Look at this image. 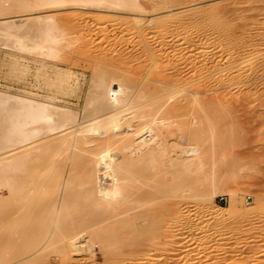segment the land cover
I'll return each instance as SVG.
<instances>
[{"label":"bare ground","instance_id":"obj_1","mask_svg":"<svg viewBox=\"0 0 264 264\" xmlns=\"http://www.w3.org/2000/svg\"><path fill=\"white\" fill-rule=\"evenodd\" d=\"M178 2L0 0V41L20 54L11 72L20 73L25 82L32 76V88L39 86L45 93L40 96L38 89L22 93L0 89V187L16 198L26 188L22 185L30 181L28 178L43 169L49 175L41 186L56 190L51 206L42 210L50 214H46L48 220L43 218L47 224L42 240L36 245L33 242L32 256L39 257L58 245L55 241L72 202L69 188L77 178L82 184L99 181L100 198L110 190L116 192V204L124 208L119 216L127 219L146 216L140 204L163 198L169 206L162 215L176 221L177 248L182 254L185 250L175 264H192L193 252L200 260L214 261L217 250L234 245L233 237L245 233L242 224L250 225L264 217V192L258 193L250 206L242 202L234 187L232 205L240 203L243 214L258 212L260 217L251 215L238 222L231 215L227 231L233 236L228 235L221 230L224 226L220 224L222 218L218 220L220 210L214 199L216 192L229 184L235 186L245 173L239 169L241 165L235 177L231 166L232 175L223 174L230 168L222 159L228 153L225 139L232 132L220 130L219 125L233 120L225 111L232 107L224 99L232 96L233 88H247L251 82L248 88L256 87L264 67L254 65V51L240 55L228 46L229 41L224 42L226 34L220 24L223 10L215 9L214 15L203 9L174 12ZM57 9H94L131 17L105 18L112 22V31L122 35L114 44H124L113 48L114 55L113 50L111 54L100 50L86 59L92 72L84 85L75 70H61L65 64L60 59L65 48L79 41L91 42L84 36L66 45L64 34L70 27L86 24L89 18L80 11L62 18L53 14ZM196 14L211 25L193 33ZM90 19L100 21V16ZM97 27L100 32V24ZM102 32L105 37L109 35ZM105 39L98 48L105 45ZM122 54L126 64L119 60ZM223 57L225 69L220 65ZM210 92L219 95L200 100ZM239 172L242 175L236 178ZM4 201L0 197V205ZM107 202L111 205L114 199ZM104 212H100V220L110 215ZM191 215L197 216L196 222L190 220ZM263 228H259L261 233ZM14 242L8 243L14 247ZM110 252H114L113 244ZM261 259L259 264H264L262 254Z\"/></svg>","mask_w":264,"mask_h":264},{"label":"rangeland","instance_id":"obj_2","mask_svg":"<svg viewBox=\"0 0 264 264\" xmlns=\"http://www.w3.org/2000/svg\"><path fill=\"white\" fill-rule=\"evenodd\" d=\"M173 9L174 12L185 11L184 9L197 12L196 10L203 9L209 15H214L215 13H212L216 12L217 9L223 10L220 24L222 31L226 34V41L224 40V42L229 41V44L227 43L228 46L234 50L236 49L240 55H249L254 51L252 53L254 55V65L258 67L262 64V67H264V0H180ZM79 11L89 19L86 24H77V26L65 30V40H67L65 44L67 45L74 38L83 39L84 36H88L91 42L83 43L79 41L73 46L65 48L60 61L65 64L61 70H75L76 75L81 79H79L80 82L84 85L92 72L86 59L92 55H97L100 50L108 51L107 54H111L113 48H121L124 44L121 42L122 45H115V42L120 40L122 35L119 32L114 33L111 29L114 28L111 26L112 22L105 20V18L117 16L121 19H129L131 17L125 13L111 14L103 10L94 9L83 11L57 9L53 14L63 18ZM43 13L45 14L46 12ZM169 14H172V12ZM94 15L100 16V21L98 19H90V17H96ZM195 16L197 17L196 23L191 26L193 33L200 31L202 26L208 28L211 25L200 19L199 14ZM99 24L100 32H98L97 27ZM103 30L108 32L109 35L107 34L108 36L105 37ZM127 36H125V40ZM103 38H106V43L103 47L98 48L97 45L100 42L102 43ZM3 43L0 41V89L8 90L12 93L31 92L32 89L36 91L38 89V92L41 91L39 92L40 96L45 95L43 88H39V86L37 89L32 88L33 84H35L32 76L25 82L20 73L11 72L12 63L20 59V54L15 48L6 47ZM115 50H113V55ZM122 57L123 54L119 60L126 64L128 60H126V57ZM220 62L221 68L225 69L227 65L226 58L222 59V61L220 60ZM31 66L34 67V63ZM263 73L264 71L261 72L262 75L260 77L264 75ZM260 77L256 79L259 80L256 81V87L253 86V89L248 88L253 82L247 88L246 86L233 88L235 92L233 90L232 96L230 97L231 94H229L227 95L229 98L224 99L227 102L226 105L229 103V107L230 105L232 107L229 110L225 108V111L232 114L233 120H224L220 122L219 127L220 130L224 129L233 134L229 133V136L227 135L225 139L228 140L225 145L228 153L226 152L227 154L224 155L226 157L222 161L225 160L223 164H227V168L231 166L235 169L233 170L230 167L223 174L232 175L233 170L235 177V173L241 169H243L242 173L245 172L243 176L246 173L248 174L240 179L238 177L242 174L239 172L240 174L236 176L239 179L237 186L229 184L220 192L218 191V194L217 192L214 194L216 195L214 199L220 210L218 220L220 221L221 218L222 221L223 219L225 220V222L220 221L221 227L222 225L224 227L221 228L220 225L218 227L224 232L227 231V225L231 219L241 222L251 215L260 217L258 212L252 214L251 211H248L243 214L240 203L234 206L231 201V192L234 187H237L240 198H243V201H241L246 205L250 204V206H252L251 204H253L256 195L264 192V76ZM243 88L246 89L244 90ZM218 95L219 93L210 92L201 95L200 100H207ZM247 96L252 97V100L250 97V100H247ZM230 100L234 105L231 104ZM74 105H76V102ZM231 135L233 136L231 137ZM207 140L210 143L211 136ZM209 143H207L208 146H210ZM208 150L211 151L210 147ZM238 160L240 161L238 162ZM234 165L236 166L234 167ZM241 165L242 167L239 168ZM236 169L237 171H235ZM48 175L45 174L43 169L38 171V173L34 172L28 178V181L29 179L30 181L26 185H22V187L26 186V188L22 189L16 198L11 197L6 188L0 187V197L5 200L0 205V210H4V213L0 211V234L4 238V241H0V264H175L176 259L178 261V258L181 257V249L177 248L179 240L177 223L172 217L168 218L162 215L163 210L165 212L167 206H169L167 203L166 205L164 204L163 198L140 204L139 207L147 213L146 216L127 219L119 216V213L124 208L119 207L120 204H116V192H111L110 190L108 194L100 198L99 181L93 180L92 184L90 182L82 184L78 178L77 182L75 181V184L73 183L72 187L69 188L72 202L68 207V216L64 219L61 232L55 241V246L56 244L58 245L53 250L42 253L43 255L39 257L32 256L33 246L37 244V241L42 240L43 227L44 224H47L45 221L48 220V215L46 214H50L49 211L42 212V210L51 206L49 205L50 199L53 201V197L56 194V190L53 187L41 186V182L45 181ZM47 179H50V176ZM261 194L264 195V193ZM111 199H114L113 204H106ZM132 207H134V204H132ZM47 208L44 210H47ZM103 211L110 215H108V218L100 220V212ZM233 214L236 217L230 219ZM85 215L91 218L99 216V218L87 219ZM44 217H46L45 221ZM191 217L193 219L191 218L190 220L196 222L197 216L191 215ZM263 224L264 217L260 218V221L251 222L250 225L249 223L247 225L246 222L242 224L246 234L241 232L239 235L234 236L232 240L233 242L236 241L237 244L233 243L234 245H232V241H229L233 247L229 245L224 250H217L216 258H213L214 261H211L212 258H202L200 260L196 257L197 254L193 252L191 255L194 257L192 259L194 264H226V262L227 264H259L262 261L261 254L264 256V233L260 232ZM227 232L228 235L232 234H229L230 230ZM241 234L247 236L244 237ZM8 240L16 242H14V247L12 244L9 245ZM112 244L114 246L113 253L110 252ZM86 250H88L87 253ZM183 251L185 252V250ZM257 251H260V253ZM184 252L182 255H184ZM193 262L191 263L193 264Z\"/></svg>","mask_w":264,"mask_h":264}]
</instances>
